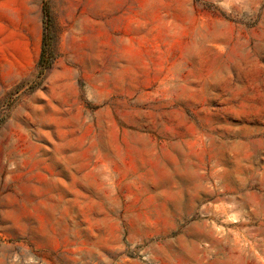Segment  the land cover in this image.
<instances>
[{"label": "rangeland", "instance_id": "obj_1", "mask_svg": "<svg viewBox=\"0 0 264 264\" xmlns=\"http://www.w3.org/2000/svg\"><path fill=\"white\" fill-rule=\"evenodd\" d=\"M0 0V264H264V0Z\"/></svg>", "mask_w": 264, "mask_h": 264}, {"label": "trees", "instance_id": "obj_2", "mask_svg": "<svg viewBox=\"0 0 264 264\" xmlns=\"http://www.w3.org/2000/svg\"><path fill=\"white\" fill-rule=\"evenodd\" d=\"M43 15H44V37H43V49L41 58L39 61V75L40 77L47 69L52 66L55 50L51 38V26L52 17L49 2L46 0L43 3Z\"/></svg>", "mask_w": 264, "mask_h": 264}]
</instances>
